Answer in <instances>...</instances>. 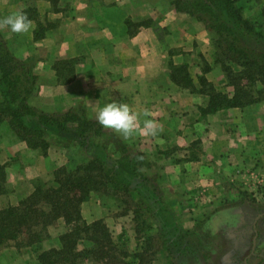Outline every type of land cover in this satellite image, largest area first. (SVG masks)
<instances>
[{
  "label": "crops",
  "instance_id": "0c3cea01",
  "mask_svg": "<svg viewBox=\"0 0 264 264\" xmlns=\"http://www.w3.org/2000/svg\"><path fill=\"white\" fill-rule=\"evenodd\" d=\"M178 1L0 0V19L23 12L31 21L27 33L13 34L0 27V35L20 71L30 70L36 79L24 103L29 109L97 122L95 113L101 107L123 102L137 114L138 127L146 118L154 121L155 135L127 139L103 128V154L114 158L117 173L125 174L120 178H132L138 184L136 200H141L142 193L147 195V203L139 202L137 208H146L154 216L153 228L162 231L168 249L174 246L162 225L172 224V234L193 229L204 233L199 246L207 254L213 250L212 258L226 235L233 234L237 245L244 247L243 239L253 232L257 237L259 232L256 220L252 227L237 228L250 209L264 205V87L257 83L253 99L242 107L206 114L213 92L234 96L225 70L238 73L241 68L225 59L219 61L215 33L204 21L179 11ZM233 1L243 18L262 33L255 48L264 53V0ZM173 66H187L193 88L182 89L172 81ZM202 77L211 92L202 89ZM14 107L21 110L22 104ZM23 123L44 129L31 115L23 117ZM44 132L49 144L45 154L23 141L9 119L0 123V168L5 171L1 209L18 207L33 193L35 181L50 180L67 164L62 137L72 140L75 133ZM136 155L143 157L145 165L137 172L117 163ZM58 238L51 236L47 241L51 248L58 246ZM51 248L43 245L44 251ZM254 254L221 264H253L257 261ZM0 257L7 264H37L30 250ZM177 258L180 263L175 264H186L190 258L197 264L203 260L192 254Z\"/></svg>",
  "mask_w": 264,
  "mask_h": 264
},
{
  "label": "trees",
  "instance_id": "16d2710c",
  "mask_svg": "<svg viewBox=\"0 0 264 264\" xmlns=\"http://www.w3.org/2000/svg\"><path fill=\"white\" fill-rule=\"evenodd\" d=\"M177 9L204 21L215 33L219 61L225 59L224 61H230L241 68L238 73L229 68L225 70L227 79L235 90L234 96L229 98L226 94L213 92L205 113H215L221 109L242 107L250 103L254 86L261 83L264 87V53L255 48L262 33L256 24L243 18L241 9L233 0H180L177 2ZM20 68L0 35V123L9 119V125L31 148L40 149L44 154L47 152L49 144L45 140V129H53L59 135L76 133L80 138L92 133L96 136L102 134V130L94 132L96 123L85 118L71 114L49 116L24 105L33 92L36 79L30 70L20 71ZM170 77L182 89L193 88L187 66L171 67ZM200 83L202 89L208 86L209 90L206 92H211L204 77L200 78ZM17 104H22L21 110L14 107ZM29 115L36 118L44 129L26 126L23 117ZM138 159L140 161L121 158L117 163H120L121 168L134 173L139 167L145 166L143 157L139 156ZM96 166L97 162H91L74 169L60 168L54 173L55 187H47L37 182L34 184L33 193L21 201L18 207L0 208V247L15 241L18 248L32 250L37 255L39 264H83L86 260L103 264H127L125 260L129 257L133 261L137 259L138 264L144 263V253L149 251L144 252L143 248L140 250L142 252L138 251L129 256L126 250L117 249L103 222L89 224L83 219L81 205L90 192L96 191L95 185L99 181L98 175L94 173L98 170ZM105 177L113 184L121 185L124 182L113 174ZM4 178V168H0V191ZM250 211L256 213V210ZM61 219L65 222L67 232L59 236L58 247L44 251L42 245L50 237L46 234L41 239V233H47L46 229ZM143 226L145 231H152L151 226ZM23 234L29 235V239L20 244L18 241ZM151 240V236L146 238L148 243ZM212 251L209 250V255L204 256L207 261L213 255Z\"/></svg>",
  "mask_w": 264,
  "mask_h": 264
},
{
  "label": "rangeland",
  "instance_id": "374dc122",
  "mask_svg": "<svg viewBox=\"0 0 264 264\" xmlns=\"http://www.w3.org/2000/svg\"><path fill=\"white\" fill-rule=\"evenodd\" d=\"M71 71V70H69ZM68 71V73H69ZM66 77V76H65ZM204 91L209 90L208 86L203 88ZM95 124L94 132L103 131V127H101L98 122L93 121ZM62 135V134H61ZM72 137V136H71ZM65 141H63V150L66 152L65 156H67V164L64 167H68L70 169H74L77 166L87 165L91 162H97L98 166H96L95 174L98 175V183L96 186V191H92L89 193L86 201L81 205V213L83 219L92 224L94 222H103L104 226L109 229V233L114 240L117 249L119 250H126L128 255L131 256L136 252L149 251V253H144L146 256L144 263L141 264H175L180 263L176 262L178 260V256H187V254L197 255L198 257L202 258L201 264H221V261L227 260L228 262L232 259H237L239 261L245 260L249 255L255 253L253 255V259L257 261H253V264H264V248H258L259 244H264V205L259 207L260 209L254 212H247L245 214L243 222L237 230L247 228V226L252 227L253 223L258 217H261L258 222L260 223V228L257 237L255 236L256 233L253 232V235H249L246 239L244 238V247L238 246L237 243L238 239L230 233V235H226L224 237V245L222 247V251L214 254L209 260L207 261L204 256L207 254L203 251L202 246H199V238L202 233L201 231L196 232L193 230H180L177 234L170 233L171 225L164 226V232H167L170 236H167L173 242V246L171 249L167 248L164 243L165 241L162 238V231L160 232L159 229L153 228L152 220L154 216L148 212L146 208H137V205L140 203L145 204L147 203V195L142 193L141 200H136L134 195V190L137 187V183L133 182L132 178L123 179L124 182L121 185L113 184L108 181L107 177L105 176H115L119 177L120 175H125L122 171H116L115 163L113 162L112 157H108V155L103 154V133L100 136H96L95 133H92L85 138L77 137L76 133L73 136V139L70 140L67 137ZM110 140V139H109ZM116 140V139H112ZM81 157L85 158L84 162H78V159ZM138 155L135 157H129L131 160L138 161ZM78 158V159H75ZM143 160V159H142ZM141 160V161H142ZM140 161V160H139ZM98 171V172H97ZM109 172H112L109 174ZM114 177V178H115ZM117 177V178H118ZM139 178V177H138ZM137 178V179H138ZM120 180V179H119ZM43 183L47 187H55L56 182H54V174L53 177L48 181L37 180L34 182ZM129 182V183H128ZM85 204H88L85 206ZM84 205V208H83ZM141 216V217H140ZM124 217V218H122ZM61 222L62 226L59 225ZM172 222V221H171ZM220 222V221H219ZM151 226L152 231H145L144 226ZM163 228H161L163 230ZM245 228V229H246ZM258 229V228H257ZM47 233H41V239L47 234V236H60L67 232V227L63 219L59 220L57 224L48 227ZM170 230V231H169ZM211 231V230H208ZM224 231V230H223ZM42 232V231H41ZM52 232L53 235H50ZM248 232V231H247ZM221 232H218L219 234ZM151 236L152 240L150 243L146 241V238ZM247 236V235H246ZM53 238V237H52ZM256 238V239H255ZM29 239V235L23 234L21 239L18 241L20 244L22 242H26ZM55 238H53L54 240ZM255 239V242H254ZM48 240H51L50 238ZM46 240L43 245L45 248H51L52 243L47 242ZM36 241V240H35ZM15 241L9 242V245L0 247V254H5L6 257H16L20 253L26 252V250L30 249H21L16 246ZM42 245V246H43ZM59 245V243H58ZM256 247H255V246ZM260 245V246H261ZM253 246L255 247V252L253 251ZM263 246V245H262ZM58 247V246H57ZM151 248V249H150ZM149 249V250H147ZM209 249V248H208ZM207 249V250H208ZM80 250L82 247L80 246ZM206 250V251H207ZM32 251V250H30ZM48 251V250H47ZM33 252V251H32ZM148 254V255H147ZM262 255V256H260ZM259 258L257 259V257ZM132 258L129 257L125 262L130 264H138L137 259L131 260ZM222 259V260H221ZM36 262L39 264V260L36 255ZM149 260V262H148ZM186 260V259H184ZM0 264H7L3 257H0ZM83 264H103V263H95V262H88L87 260ZM186 264H197L193 259H188V263ZM242 264V262H240Z\"/></svg>",
  "mask_w": 264,
  "mask_h": 264
},
{
  "label": "clouds",
  "instance_id": "9594fccd",
  "mask_svg": "<svg viewBox=\"0 0 264 264\" xmlns=\"http://www.w3.org/2000/svg\"><path fill=\"white\" fill-rule=\"evenodd\" d=\"M0 27H7L13 34H23L30 30L31 21L26 13L15 12L0 19ZM144 116L147 117L148 113L145 112ZM137 119V114L123 102L106 104L95 113V120L101 127L111 129L126 139L137 134H156V125L152 119H144L142 128L138 127Z\"/></svg>",
  "mask_w": 264,
  "mask_h": 264
},
{
  "label": "water",
  "instance_id": "95a60500",
  "mask_svg": "<svg viewBox=\"0 0 264 264\" xmlns=\"http://www.w3.org/2000/svg\"><path fill=\"white\" fill-rule=\"evenodd\" d=\"M260 218H261V217H258V218L256 219L255 226H256V224H257V222H258V220H259Z\"/></svg>",
  "mask_w": 264,
  "mask_h": 264
}]
</instances>
